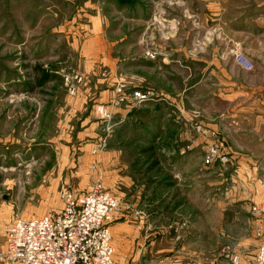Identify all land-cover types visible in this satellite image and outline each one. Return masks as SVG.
<instances>
[{
	"label": "rangeland",
	"instance_id": "374dc122",
	"mask_svg": "<svg viewBox=\"0 0 264 264\" xmlns=\"http://www.w3.org/2000/svg\"><path fill=\"white\" fill-rule=\"evenodd\" d=\"M259 11L264 0H0L3 239L99 181L120 204L116 264H257L264 40L244 33H264Z\"/></svg>",
	"mask_w": 264,
	"mask_h": 264
},
{
	"label": "built area",
	"instance_id": "2783aa9c",
	"mask_svg": "<svg viewBox=\"0 0 264 264\" xmlns=\"http://www.w3.org/2000/svg\"><path fill=\"white\" fill-rule=\"evenodd\" d=\"M242 70L251 71L248 56L232 52ZM153 52L147 53L154 58ZM149 95L136 93L132 103H143ZM125 97L115 105L125 104ZM102 119L111 120L112 110L99 107ZM88 193L62 190V210L58 214L17 220L4 233L6 246L0 252V264H116L109 224L120 209L118 200L99 181ZM238 263V259H236ZM255 263L264 264V240Z\"/></svg>",
	"mask_w": 264,
	"mask_h": 264
},
{
	"label": "crops",
	"instance_id": "0c3cea01",
	"mask_svg": "<svg viewBox=\"0 0 264 264\" xmlns=\"http://www.w3.org/2000/svg\"><path fill=\"white\" fill-rule=\"evenodd\" d=\"M218 3L219 2L212 3V4L208 5L210 7V9L213 8L212 10L215 12V14L217 16H219L218 9H216V7H218ZM260 7H261V5H259V7H257V8L259 9ZM255 16H257V19L264 21V13L263 12L259 11V13L255 14ZM253 33H255V32H252V33L247 32V33H244V35L246 34L247 38L249 37L248 40H251L252 42H256L259 46L262 45L263 40H264V37H263L264 33L263 32L262 33L256 32L255 34H253ZM262 208H263V212H264V199L262 200ZM8 212H10V211L8 210L7 207L0 205V252L3 251L4 247H5V239H3V231L6 227V223L4 220L7 221V219H3V218H4V216L6 217ZM120 229H121V227L119 225H115L112 228L114 236H115L116 245H118L120 242V236H119L120 235Z\"/></svg>",
	"mask_w": 264,
	"mask_h": 264
},
{
	"label": "water",
	"instance_id": "95a60500",
	"mask_svg": "<svg viewBox=\"0 0 264 264\" xmlns=\"http://www.w3.org/2000/svg\"><path fill=\"white\" fill-rule=\"evenodd\" d=\"M141 264H152L145 255H142Z\"/></svg>",
	"mask_w": 264,
	"mask_h": 264
}]
</instances>
